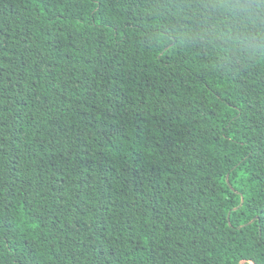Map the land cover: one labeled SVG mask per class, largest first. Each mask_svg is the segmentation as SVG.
<instances>
[{"label": "trees", "instance_id": "trees-1", "mask_svg": "<svg viewBox=\"0 0 264 264\" xmlns=\"http://www.w3.org/2000/svg\"><path fill=\"white\" fill-rule=\"evenodd\" d=\"M264 264V0H0V264Z\"/></svg>", "mask_w": 264, "mask_h": 264}, {"label": "rangeland", "instance_id": "rangeland-1", "mask_svg": "<svg viewBox=\"0 0 264 264\" xmlns=\"http://www.w3.org/2000/svg\"><path fill=\"white\" fill-rule=\"evenodd\" d=\"M250 264H252V263H250Z\"/></svg>", "mask_w": 264, "mask_h": 264}]
</instances>
